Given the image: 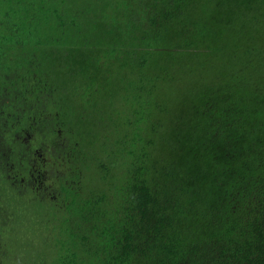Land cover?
<instances>
[{
	"label": "trees",
	"instance_id": "16d2710c",
	"mask_svg": "<svg viewBox=\"0 0 264 264\" xmlns=\"http://www.w3.org/2000/svg\"><path fill=\"white\" fill-rule=\"evenodd\" d=\"M36 203L42 264H264V0H0L3 256Z\"/></svg>",
	"mask_w": 264,
	"mask_h": 264
},
{
	"label": "rangeland",
	"instance_id": "374dc122",
	"mask_svg": "<svg viewBox=\"0 0 264 264\" xmlns=\"http://www.w3.org/2000/svg\"><path fill=\"white\" fill-rule=\"evenodd\" d=\"M45 183L47 184L48 188L46 189V194H49V196H51L52 192L56 191L57 192V196L59 195L58 189L60 186V182L58 177L56 176H50ZM27 186V185H26ZM43 189L44 186H38V185H34L32 187V189H30L28 191V194L32 195L35 192H39L40 189ZM62 195V193H60ZM21 195H18L15 199V204L17 202L20 203H24L26 204V201L21 198ZM26 198H30V196L25 195ZM45 200H52L51 198H46ZM53 201H55V203L60 204L59 199L55 198L53 199ZM58 205L59 207H61L62 209H64L62 206ZM45 208V204H40V203H36L32 208H26V209H21V207L19 208L20 215L19 217H17V219L13 218L12 220V224L15 226V231L13 232L11 229L9 228H4V236L6 237V243L10 244V252L12 253V256H15L13 259L11 258V256H3L0 253V264H42L43 260H41L40 257V247L37 245L38 244V238L41 234H39V232L41 231L39 228L38 223L41 221V215L39 214V212L37 210H43ZM21 220L23 222V224L27 225L25 229H18L16 227V224L18 223L16 220ZM10 227V226H9ZM3 232V233H4ZM21 236L24 237L26 239V251L22 248V244H20V239ZM43 236L45 237V235L43 234ZM18 241L20 245H18V249H16L14 246L17 247V245L15 244V242ZM44 241V246H42V244L40 243V246L43 247L45 249V252L47 254H53V250L55 248V246L53 245V243H50L49 246H46L45 240ZM9 246V245H8ZM20 246H21V250H20ZM21 253V256H20ZM18 254V255H17ZM12 260V261H11ZM90 264V263H88Z\"/></svg>",
	"mask_w": 264,
	"mask_h": 264
}]
</instances>
